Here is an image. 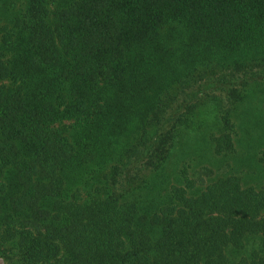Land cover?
Instances as JSON below:
<instances>
[{"label":"trees","instance_id":"16d2710c","mask_svg":"<svg viewBox=\"0 0 264 264\" xmlns=\"http://www.w3.org/2000/svg\"><path fill=\"white\" fill-rule=\"evenodd\" d=\"M0 264H264V0H0Z\"/></svg>","mask_w":264,"mask_h":264}]
</instances>
